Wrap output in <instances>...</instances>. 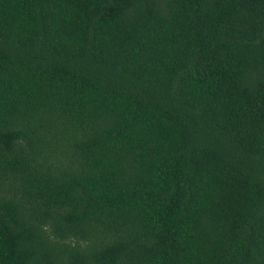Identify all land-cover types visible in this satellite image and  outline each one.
Returning a JSON list of instances; mask_svg holds the SVG:
<instances>
[{"label": "trees", "instance_id": "1", "mask_svg": "<svg viewBox=\"0 0 264 264\" xmlns=\"http://www.w3.org/2000/svg\"><path fill=\"white\" fill-rule=\"evenodd\" d=\"M0 264H264V0H0Z\"/></svg>", "mask_w": 264, "mask_h": 264}]
</instances>
